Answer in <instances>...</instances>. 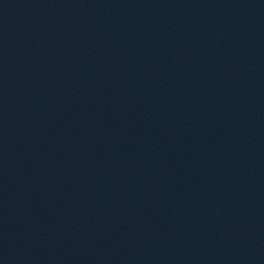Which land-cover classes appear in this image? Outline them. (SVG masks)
Returning a JSON list of instances; mask_svg holds the SVG:
<instances>
[{
  "label": "water",
  "instance_id": "water-1",
  "mask_svg": "<svg viewBox=\"0 0 264 264\" xmlns=\"http://www.w3.org/2000/svg\"><path fill=\"white\" fill-rule=\"evenodd\" d=\"M0 264H264V0H0Z\"/></svg>",
  "mask_w": 264,
  "mask_h": 264
}]
</instances>
